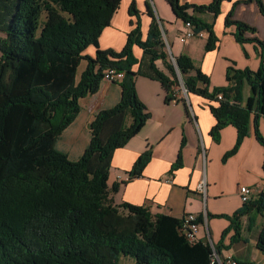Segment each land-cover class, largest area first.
<instances>
[{
  "label": "trees",
  "instance_id": "1",
  "mask_svg": "<svg viewBox=\"0 0 264 264\" xmlns=\"http://www.w3.org/2000/svg\"><path fill=\"white\" fill-rule=\"evenodd\" d=\"M224 1L206 5L168 0L176 17L190 22L195 34L208 33L206 50L214 49L219 39L213 23L200 14L217 16ZM255 1L264 14V0ZM120 4L121 0H0V264H209L213 247L220 255L226 248L223 241L229 231H234L232 243L247 240L242 237L243 217L248 230L258 216L264 217V192L231 215H216L230 225L212 247L207 239H187L184 216L154 215L147 206L115 203L112 194L119 185H108L113 155L151 116L137 92L139 76L159 81L167 103L177 100L180 78L187 93L209 100L216 119L214 140L227 125L238 132L223 160L236 153L253 124L264 146L259 130L264 117V41L244 37L247 31L255 33V27L233 19V10L227 15L225 24L236 26L240 43L253 41L260 47L262 64L256 71L229 66L228 84L211 88L210 78L189 55L171 56L161 28L164 20L157 18L149 1L152 19L146 38L137 1L131 0L129 14L136 19L125 46L120 51L101 49L99 37ZM90 46L95 47L94 55L87 53ZM135 46L142 50L140 58ZM82 61L86 67L79 75ZM109 70L123 73L122 79L112 81L120 85L121 98L98 111L89 125L87 147L72 160L57 141L78 117L80 100L98 92ZM245 85L251 89L246 102ZM185 143L184 138L171 172L183 164ZM151 157V148L139 155L129 180L142 175ZM197 216L203 224V215ZM256 246L264 253V222Z\"/></svg>",
  "mask_w": 264,
  "mask_h": 264
},
{
  "label": "crops",
  "instance_id": "2",
  "mask_svg": "<svg viewBox=\"0 0 264 264\" xmlns=\"http://www.w3.org/2000/svg\"><path fill=\"white\" fill-rule=\"evenodd\" d=\"M136 1L143 38H146L152 19L147 13L148 0ZM211 1L180 0V3L207 5ZM237 1H224L217 16L209 12L200 14L203 19L213 23L219 39L214 49L206 50L207 32L182 43L180 36L185 23L176 17L168 0H151L155 15L159 20H164L162 30L169 53L173 56L189 55L195 65L210 78L211 88L228 84L229 66L256 71L262 64L260 47L253 41L240 43L235 36L236 26H226L225 19L233 10V19L257 30L255 33L245 32L244 37H258L264 41V14L255 0L235 4ZM130 3L131 0H121L110 25L99 37L101 49L120 51L125 46L127 35L134 27L132 21L136 19L129 14ZM87 53L94 55L95 47L90 46ZM134 53L139 58L142 56V50L138 46L134 47ZM157 65L165 70L162 61H158ZM136 83L138 95L151 116L139 133L113 155L108 185L110 188L115 183L119 185L118 191L112 194L115 203L128 202L147 206L154 215L165 214L176 218H182L188 213L203 215L199 239L206 240L209 235L213 243H218L230 221L216 215H231L243 206L239 187L248 186L251 189V199L264 192V146L255 135L254 124L236 153L223 160L224 155L235 146L238 132L233 125H227L220 131L219 140H214L211 130L216 119L209 107V100L196 94L182 95L177 92V100L167 103L166 93L160 89L163 87L157 88L156 85H149L138 79ZM146 87L153 88L155 94H145L143 89ZM250 93V86L245 85V102ZM121 94L122 89L118 83L105 79L97 93L82 98L81 111L62 133L59 148L66 151L72 160H77L90 141L89 125L95 115L101 109L118 103ZM182 98L185 103L180 100ZM259 130L264 135V117L259 119ZM184 138L183 164L171 172ZM148 148L152 150V157L142 175L128 180V172L134 162ZM74 151L77 154L72 158L71 153ZM202 181L206 183L205 195L197 191V186ZM242 220V237L247 240L232 243L234 231H229L223 241L226 248L222 249L221 256H232L247 264H264V253L256 246L264 217L258 216L256 225L251 230L246 228L247 217ZM253 233L255 236L252 237Z\"/></svg>",
  "mask_w": 264,
  "mask_h": 264
},
{
  "label": "built area",
  "instance_id": "3",
  "mask_svg": "<svg viewBox=\"0 0 264 264\" xmlns=\"http://www.w3.org/2000/svg\"><path fill=\"white\" fill-rule=\"evenodd\" d=\"M199 35H202V32H200L199 34H195L192 24L190 22H186L184 30L180 36V41L182 43H186L187 41ZM122 77H123V73L115 72L113 70L107 71L105 75V79L109 81L120 80L122 79ZM181 88L186 94L187 90L184 87L182 81H181ZM219 98H222V96L219 95ZM128 180H129V176H128ZM197 191L205 195L206 193L205 181H202L201 183L198 184ZM239 193L241 195V199L243 202H247L251 199V189L248 186L241 185L239 187ZM197 217L198 216L193 213L185 214L183 217L184 222L182 225V231L184 232L185 236L190 242H196L199 240V233H200L202 224L197 222ZM207 240L212 244V247H213V242L211 241L209 235L207 237ZM209 264H243V263H241L239 260L234 259L232 256L222 257L213 247V253L211 255Z\"/></svg>",
  "mask_w": 264,
  "mask_h": 264
},
{
  "label": "rangeland",
  "instance_id": "4",
  "mask_svg": "<svg viewBox=\"0 0 264 264\" xmlns=\"http://www.w3.org/2000/svg\"><path fill=\"white\" fill-rule=\"evenodd\" d=\"M150 3H151V0H148ZM168 49V48H167ZM86 67V61H82V63H81V65L79 66V69H78V74L80 75V73L84 70V68ZM138 81H145L146 83H148L149 85H156L155 87H157V88H160V87H162V85H161V83L159 82V81H156V80H151V79H149V78H146V77H143V76H139L138 78ZM181 78H180V83H181ZM136 85H137V83H136ZM161 89V91L162 90H164V89H162V88H160ZM177 92L178 93H180V94H182V95H185V92L183 91V89L181 88V84L179 85V86H177ZM143 92L145 93V94H155V90H153V88H151V87H146V88H144L143 89ZM163 92V91H162ZM188 94V93H187ZM141 99V98H140ZM57 147L59 148V139H58V141H57ZM76 151H74V152H72L71 153V157L73 158V157H76ZM252 237L253 236H255V233H253L252 235H251ZM250 239V238H249ZM122 262H123V260H122Z\"/></svg>",
  "mask_w": 264,
  "mask_h": 264
},
{
  "label": "water",
  "instance_id": "5",
  "mask_svg": "<svg viewBox=\"0 0 264 264\" xmlns=\"http://www.w3.org/2000/svg\"><path fill=\"white\" fill-rule=\"evenodd\" d=\"M161 28H162V25H161ZM171 54V53H170ZM171 56L174 58V56L171 54ZM186 95H187V93H186Z\"/></svg>",
  "mask_w": 264,
  "mask_h": 264
},
{
  "label": "bare ground",
  "instance_id": "6",
  "mask_svg": "<svg viewBox=\"0 0 264 264\" xmlns=\"http://www.w3.org/2000/svg\"><path fill=\"white\" fill-rule=\"evenodd\" d=\"M242 263V262H241ZM243 264H247V263H243ZM249 264V263H248Z\"/></svg>",
  "mask_w": 264,
  "mask_h": 264
}]
</instances>
